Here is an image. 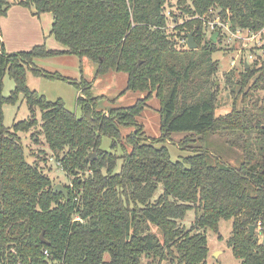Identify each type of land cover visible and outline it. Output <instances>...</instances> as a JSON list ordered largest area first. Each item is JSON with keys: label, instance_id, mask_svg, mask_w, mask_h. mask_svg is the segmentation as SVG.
Instances as JSON below:
<instances>
[{"label": "trees", "instance_id": "1", "mask_svg": "<svg viewBox=\"0 0 264 264\" xmlns=\"http://www.w3.org/2000/svg\"><path fill=\"white\" fill-rule=\"evenodd\" d=\"M177 1L190 17L178 34L194 31L196 49L176 46L167 29L168 0L19 1L35 14L51 12V34L66 48L38 44L8 53L0 30V264H208L206 230L218 232L222 219H233L228 244L239 264H264V242L257 232L250 234L252 226H264V106L252 100L257 88L264 89V40L253 48L263 52L243 61L236 80L251 106L235 105L217 116L218 41L195 18L212 9L232 31L262 30L264 0ZM9 8L0 0V18ZM65 53L96 62L99 76L126 72L125 91L147 95L134 105L99 110L103 95L95 96L83 75L76 83L82 109L77 116L62 99L49 101L28 86L27 69L60 77L36 61ZM7 73L15 82L9 96L3 94ZM235 73L226 75L227 82ZM21 94L31 117L9 128L3 104H15ZM154 96L161 102L159 137L148 136L137 120ZM39 126L64 171L76 176L68 195L56 191L39 162L26 155L19 132ZM122 126L135 130L124 134ZM175 132L188 133L179 146L191 152L178 160L160 145ZM216 133L235 138L241 149L235 163L231 154L215 150L209 137ZM103 136L112 139L111 149L102 146ZM90 153L97 158L89 160ZM190 209L196 222L187 230L181 221Z\"/></svg>", "mask_w": 264, "mask_h": 264}, {"label": "rangeland", "instance_id": "2", "mask_svg": "<svg viewBox=\"0 0 264 264\" xmlns=\"http://www.w3.org/2000/svg\"><path fill=\"white\" fill-rule=\"evenodd\" d=\"M10 1V0H9ZM170 1L166 6V15L168 18L167 29L168 32L173 34V39L176 41V46L180 49L183 46H186L188 37L184 34H178L179 30L177 27L182 24L186 19H189L188 15L183 12L182 8L178 5L177 0H168ZM23 7V5H22ZM28 14L31 13V7H23ZM216 10H210L209 12L195 16V18L201 17L205 18L207 25H205L206 33L209 36H213L216 31L219 33L217 36L218 41V50L214 54V60L219 63V70L214 76L217 79V84H219V91L217 96V110L216 115L226 114L233 110L234 106L243 107L251 106L250 100H243V93L239 91V86L236 83V80L240 79V71L243 69V61L249 60L250 62L253 58H250L251 53L255 56L256 52H263L261 48H255V46H260L261 43L256 41L248 42L247 45H244L243 42L231 37L227 32L224 26L220 25L213 27L212 23L216 18ZM225 22V19H223ZM226 23V22H225ZM229 24V23H228ZM37 25V23H36ZM36 25H21L13 26L11 29L10 26H7L6 23L2 26V37L7 42V52H15L18 50L28 51L31 50L34 45L38 42L33 39L29 44H26L28 41H25L21 48H16L15 50L12 47L22 44V37L29 34L33 29V33H37ZM31 30V31H30ZM184 33V32H183ZM39 36V33L35 38ZM53 36V35H52ZM41 38V34H40ZM52 39H46L47 48L52 49H65L66 46L62 45L56 38L51 37ZM3 40V41H4ZM43 40V39H42ZM216 41V42H217ZM19 42V43H15ZM12 46V47H11ZM37 65L53 73H60V77L47 78L45 76L35 75L30 69H27V78L28 86L31 89H37L40 94L46 96L50 101H56L62 99L65 105L72 111L76 113L77 116H81L82 109L81 106L77 103L78 96L80 95V88L76 86V83H79L82 79V76L91 83L92 91L95 96L103 95L99 101V110L108 111L112 107L117 106H129L134 105L139 98H143L147 95V92L141 90L134 91H125L126 84L128 80V74L123 71H110L106 74L98 75V64L88 57L80 58L76 54H65V55H53L49 58H40L37 59ZM236 68V73L232 80L227 82L226 75L233 72V69ZM253 78L250 80V85L253 83ZM15 82L10 76L9 73L6 74L3 80V94L5 96L11 95L12 91L15 90ZM235 90V93L232 91ZM252 100L259 102L260 106H264V89L257 88L254 91ZM149 106L141 113L137 118L139 123L143 126L145 132L150 137H159L161 129V119H160V108L161 102L156 96L152 97L149 101ZM4 108V123L7 127L13 128L14 124L20 120H27L31 117V110L27 105L24 95H20L19 99L15 104L5 102L3 104ZM37 117L40 118L41 111L37 109ZM122 131L124 134H129L135 129L130 127L122 126ZM21 139L23 140L26 146V155L28 156L31 162H39L42 166L45 173H47L53 180V184H61L62 187L67 188L69 185H73V179L76 176H73L66 171H64L63 164L60 163L58 156L54 154L53 150L50 149L49 145L44 139V136L41 132V127H36L29 132H19ZM188 133H179L175 132L172 135V140H169L165 144L174 160L182 159L186 155L190 154L188 148H181L179 143L182 139L185 138ZM102 146L106 149H111L112 139L107 136H103ZM213 146L217 151H224L231 156L232 163H235L234 157L237 152H240L241 149L235 145V138L232 134L227 133H216L209 137ZM199 143V142H198ZM232 148V149H231ZM235 153H233V151ZM116 152L121 153V148L118 147ZM235 154V155H234ZM121 161L116 171H119ZM162 192V189L159 190L156 196ZM196 210H188L185 220L181 221L182 227L185 229H192L195 226L196 222ZM233 230V219H222L219 224V231L215 232L212 229H207L206 234L208 235V246H209V256L207 258L208 264H239L240 259H238L232 252V248L228 244L229 238L232 236ZM255 232L259 235L260 242H264V226L259 225L255 228ZM107 255V254H106ZM106 259H110V256L107 255ZM144 264H148L147 259L144 260Z\"/></svg>", "mask_w": 264, "mask_h": 264}, {"label": "crops", "instance_id": "3", "mask_svg": "<svg viewBox=\"0 0 264 264\" xmlns=\"http://www.w3.org/2000/svg\"><path fill=\"white\" fill-rule=\"evenodd\" d=\"M19 1L21 0H7V2L10 5V8L8 9V12L5 16H2L0 18V30H1V39H3L2 37V26L6 23L7 26L11 25L10 28L13 29L12 27L15 25L17 26V24H21V25H26V24H32V25H36L37 23V33H39V36H37L35 38V36L37 35V33H33V29H31L29 32V34L24 35V37H22V34L20 35V37L23 39L22 40V44L16 45L15 47H12L14 50L16 48H21L23 43L25 41H28L26 44H29L33 39H35L37 42L38 41H42V42H38L36 45L38 44H46V39L50 38L52 34H51V29L54 23V17L53 14L51 12H47V13H43V14H35L36 10L34 7H31V13L28 14V12L23 8L25 6L22 7L21 4H19ZM40 34H41V38H40ZM43 39V40H42ZM4 47L5 50L7 52V42L4 40ZM15 43H19V42H15ZM35 46V45H34ZM57 49V48H56ZM60 50H64V49H60ZM21 51V50H18ZM25 51V50H24ZM13 53V52H11ZM67 54V53H65ZM63 54V55H65ZM37 62V61H36Z\"/></svg>", "mask_w": 264, "mask_h": 264}, {"label": "built area", "instance_id": "4", "mask_svg": "<svg viewBox=\"0 0 264 264\" xmlns=\"http://www.w3.org/2000/svg\"><path fill=\"white\" fill-rule=\"evenodd\" d=\"M203 21H204V24L207 25V21L205 20V18H203ZM226 22V23H225ZM223 21V18L217 13L216 14V18L215 20L213 21L212 25L213 27L215 25H217V27L220 25L221 26H224L225 29H226V32L231 36V37H234L235 39H238L239 41L243 42L244 45H247L248 42L251 41H256L257 43H261L263 42L264 40V29L262 30H258V31H255L253 29H249V28H242V27H239L235 30H231V27H230V23L229 21ZM229 23V24H228ZM219 28V27H218ZM187 44V42H186ZM253 53H251L250 55V58L252 57L253 58ZM246 64H247V60L245 61ZM45 254H48L47 251H45Z\"/></svg>", "mask_w": 264, "mask_h": 264}, {"label": "water", "instance_id": "5", "mask_svg": "<svg viewBox=\"0 0 264 264\" xmlns=\"http://www.w3.org/2000/svg\"><path fill=\"white\" fill-rule=\"evenodd\" d=\"M218 35H219V33L216 31V33L212 37L215 42L217 41V36ZM187 45L191 49H196L198 47V43L196 41L194 31H190L188 33ZM96 158H97V154H95V153H90L89 156H88V159L89 160H94ZM54 189L56 191H58V192H64V193H66V195H68V189L62 187L61 184L54 185ZM254 232H255V227L252 226L251 227L250 234L253 236L254 235ZM40 237H41V240H43V242L47 243V240L44 238V232L41 233V236Z\"/></svg>", "mask_w": 264, "mask_h": 264}]
</instances>
